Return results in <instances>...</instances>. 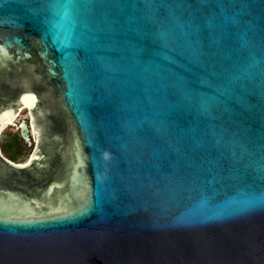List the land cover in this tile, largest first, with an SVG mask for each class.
<instances>
[{
	"label": "water",
	"instance_id": "95a60500",
	"mask_svg": "<svg viewBox=\"0 0 264 264\" xmlns=\"http://www.w3.org/2000/svg\"><path fill=\"white\" fill-rule=\"evenodd\" d=\"M8 126L0 264H264V0H0Z\"/></svg>",
	"mask_w": 264,
	"mask_h": 264
},
{
	"label": "trees",
	"instance_id": "16d2710c",
	"mask_svg": "<svg viewBox=\"0 0 264 264\" xmlns=\"http://www.w3.org/2000/svg\"><path fill=\"white\" fill-rule=\"evenodd\" d=\"M13 128L14 126H8L1 133L0 145L2 152L17 161L24 160L33 146L29 145L19 130L13 131Z\"/></svg>",
	"mask_w": 264,
	"mask_h": 264
},
{
	"label": "rangeland",
	"instance_id": "374dc122",
	"mask_svg": "<svg viewBox=\"0 0 264 264\" xmlns=\"http://www.w3.org/2000/svg\"><path fill=\"white\" fill-rule=\"evenodd\" d=\"M22 118H27V112L25 110L22 111V113L18 117L17 121L20 120V119H22ZM12 130L13 131H16L17 129L14 127ZM28 143H29L30 146H32L30 142H28Z\"/></svg>",
	"mask_w": 264,
	"mask_h": 264
},
{
	"label": "flooded vegetation",
	"instance_id": "af4514ba",
	"mask_svg": "<svg viewBox=\"0 0 264 264\" xmlns=\"http://www.w3.org/2000/svg\"><path fill=\"white\" fill-rule=\"evenodd\" d=\"M31 152H32V150L27 154V157L24 160H20V161H17L15 159L11 158V156H8L7 154H5L3 152L2 153H3L4 156H6L7 158H9V159H11V160H13L15 162H23V161L27 160V158L30 156Z\"/></svg>",
	"mask_w": 264,
	"mask_h": 264
},
{
	"label": "bare ground",
	"instance_id": "6f19581e",
	"mask_svg": "<svg viewBox=\"0 0 264 264\" xmlns=\"http://www.w3.org/2000/svg\"><path fill=\"white\" fill-rule=\"evenodd\" d=\"M9 121H12L13 122V119H10Z\"/></svg>",
	"mask_w": 264,
	"mask_h": 264
}]
</instances>
